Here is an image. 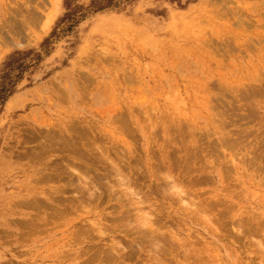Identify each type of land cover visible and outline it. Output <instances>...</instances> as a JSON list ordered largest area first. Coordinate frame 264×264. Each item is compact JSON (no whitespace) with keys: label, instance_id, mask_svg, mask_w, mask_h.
I'll return each mask as SVG.
<instances>
[{"label":"rangeland","instance_id":"rangeland-1","mask_svg":"<svg viewBox=\"0 0 264 264\" xmlns=\"http://www.w3.org/2000/svg\"><path fill=\"white\" fill-rule=\"evenodd\" d=\"M0 264H264V0H0Z\"/></svg>","mask_w":264,"mask_h":264},{"label":"bare ground","instance_id":"bare-ground-1","mask_svg":"<svg viewBox=\"0 0 264 264\" xmlns=\"http://www.w3.org/2000/svg\"><path fill=\"white\" fill-rule=\"evenodd\" d=\"M53 136V135H52ZM75 137V136H74ZM73 137V138H74ZM56 139V138H55ZM59 139V138H58ZM61 139V138H60ZM63 141V140H62ZM68 141V140H67ZM56 142V141H55ZM54 142V143H55ZM49 144V143H48ZM59 144V143H58ZM67 145V144H66ZM52 146V145H51ZM70 146V145H69ZM48 147V146H47ZM88 170V169H87ZM80 173V172H79ZM82 175V174H81ZM84 176V175H83ZM86 176V175H85ZM87 177V176H86ZM85 179V178H84ZM89 179V178H88ZM93 182H94V180H93ZM85 184V183H84ZM95 186V185H94ZM95 188V187H94ZM83 189V188H82ZM90 191V190H89ZM84 192H85V190H84ZM94 193V192H93ZM90 195H91V193H90ZM93 195V194H92ZM95 196V195H94ZM81 197V196H80ZM89 199V198H88ZM79 202V201H78ZM82 202V201H81ZM140 211H142V210H140ZM103 233V232H102ZM147 237V236H146ZM86 252V251H85ZM110 254V253H109ZM100 256V255H99ZM110 256V255H109ZM125 257V256H124Z\"/></svg>","mask_w":264,"mask_h":264}]
</instances>
